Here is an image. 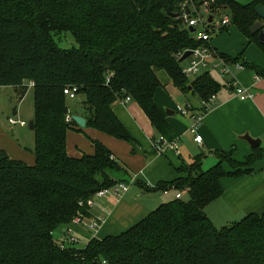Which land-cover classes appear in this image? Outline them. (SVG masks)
<instances>
[{
  "label": "trees",
  "instance_id": "obj_1",
  "mask_svg": "<svg viewBox=\"0 0 264 264\" xmlns=\"http://www.w3.org/2000/svg\"><path fill=\"white\" fill-rule=\"evenodd\" d=\"M210 2L213 17L229 15L264 53L259 33L251 31L261 21L256 8L264 0ZM193 4L200 7L203 0H0V87L14 88L20 100L31 90L35 123L34 165L0 150V264H264V212L221 229L205 212L223 195L222 179L246 175L251 170L243 168L262 159L261 145L245 163L233 158L234 150L215 151L218 162L207 171L201 154L178 170L185 177L147 187L176 193L119 236L91 238L84 248L54 238L64 229L68 237L75 218L90 219L87 202L97 192L125 182L112 176L123 167L100 142H93V155L69 156L67 134L78 125L67 121L65 88L75 86L84 97L87 128L131 144L134 152L140 145L114 103L130 97L158 135L171 141L177 136L155 102L165 87L158 73L201 101L221 90L211 73L195 79L182 73L179 56L203 45L185 18ZM64 34L77 47H60L56 38ZM220 55L264 77V69L241 61L242 55ZM183 191L189 200L176 197Z\"/></svg>",
  "mask_w": 264,
  "mask_h": 264
},
{
  "label": "crops",
  "instance_id": "obj_2",
  "mask_svg": "<svg viewBox=\"0 0 264 264\" xmlns=\"http://www.w3.org/2000/svg\"><path fill=\"white\" fill-rule=\"evenodd\" d=\"M234 1L241 5H248L254 0ZM199 30L197 37L203 29ZM211 46L220 54L232 59L242 55L241 61L264 69V53L256 44H250L249 40L231 23L224 31L212 35ZM187 63L188 61L185 64ZM233 70V76L229 78L222 77L216 70L206 72L211 73L222 88L215 95V100L206 108L204 122L199 131L203 137L200 144L195 142L194 136L189 132L191 124L189 118L178 114L177 107L184 102L201 109V100L193 98L190 94H182L174 86L171 90L160 88L157 91L155 102L180 140V154L167 152L159 155L156 153L154 141L159 135L147 115L134 101L127 103L125 100H119L113 104L112 108L119 120L138 141L140 147L137 148V152H134V146L131 144L98 130L87 128V126L85 128L73 126L66 140L69 156L80 158L83 155H93V142H100L111 151L115 161L123 167L117 174H125L127 177L124 178L125 180L123 178L119 180L137 187L136 190L129 188L128 192L119 198L108 196L97 201L90 217V222L100 223L96 231L77 225L72 226L74 231H79L82 237H87V233H94L93 236L98 239L119 236L147 217L153 208L157 207L156 201L152 197H147L148 193L154 192H148L145 189L153 188L160 182L170 183L185 177L186 175L179 173L178 170L184 165H191L197 156L204 154V163L205 160L209 161L208 157L211 156L217 159L214 155L215 151L234 150L233 158L240 163H245L247 158L255 152L246 140L239 138L245 135L260 139L261 148L264 149V77L256 79L257 76L248 69ZM233 80L248 87L255 94L254 99L242 101L237 97L234 88L230 85ZM192 100L199 101V104H193ZM166 109L174 112V115L166 114ZM84 114L83 109H78L76 112L70 111L72 117L77 115L86 119ZM4 138L5 140L0 138V150L5 151L13 160L22 161L28 165L35 164L34 149L27 152L28 150L7 135ZM185 157L192 158L193 162L189 163ZM223 167L227 172L232 171L228 165ZM243 169H250L251 172L238 178L222 179L224 193L211 203L222 204L225 207V215H219L216 221L225 223L227 226L240 222L241 220H236L238 217L245 218L249 214L264 212V156L251 168ZM172 193L176 191L170 190L168 195ZM185 193L186 191L180 192V197Z\"/></svg>",
  "mask_w": 264,
  "mask_h": 264
},
{
  "label": "built area",
  "instance_id": "obj_3",
  "mask_svg": "<svg viewBox=\"0 0 264 264\" xmlns=\"http://www.w3.org/2000/svg\"><path fill=\"white\" fill-rule=\"evenodd\" d=\"M211 2L210 0H203V4L200 7H196L194 4L192 5L191 9V17H188L185 13V18L187 19V24L189 28H197L201 27L203 30L201 34L197 37L198 40L203 42V45L192 49L190 51L193 52L192 56L184 62V66L182 68V73L187 78H194L203 73L210 72L212 70H216L220 73V75L224 78L233 76V69L236 70H244L245 67L237 62L233 65H230L226 62L224 58L221 57L220 53L216 51L211 46V39L212 34L210 33H219L224 28L230 25L231 17L229 15H224L222 17H213L210 8ZM210 17H213L212 22H209ZM184 54L180 55L179 58L181 59ZM256 79H259L256 77ZM230 85L234 88V93L237 97H239L242 101L254 99L255 94L250 91L248 87L242 86L236 80L231 81ZM34 84L31 83L30 87H33ZM79 89L75 86L67 87L64 90V94L69 99H75L78 96ZM216 98L213 95L208 102L201 101V109L195 108L192 104L187 103L184 106L180 105L177 107V113L183 117L189 118L191 124L189 128V132L191 135L194 136V140L197 143H201L203 141V137L199 134L200 128L204 122L206 108L208 104L214 101ZM125 101L128 103L132 101L130 97H127ZM73 117L68 115L67 121L72 122ZM9 125L11 126H19V127H26L27 123L23 120L17 119H9ZM154 148L156 153L159 155H163L167 152H175L180 154V140L177 138L175 140H169L164 136H159L154 141ZM130 188L129 183L121 182L115 185L112 188L104 189L97 192L91 199L88 200L87 206L91 209L95 208L97 205V201L103 199L108 196L112 197H121V195L128 192ZM165 195H168L170 191L165 190L163 191ZM177 198L180 197L179 194L176 196ZM83 205V204H81ZM82 226L87 229L96 231L99 228L100 223L89 220H83L81 217H77L74 219L72 226ZM72 227L69 230V237L68 239L62 241V243H78L79 239L76 237L71 236L72 234Z\"/></svg>",
  "mask_w": 264,
  "mask_h": 264
},
{
  "label": "rangeland",
  "instance_id": "obj_4",
  "mask_svg": "<svg viewBox=\"0 0 264 264\" xmlns=\"http://www.w3.org/2000/svg\"><path fill=\"white\" fill-rule=\"evenodd\" d=\"M195 6L198 7L197 5ZM199 29L201 28L199 27L197 32H200ZM197 32H195L196 35ZM56 41L58 45L64 49H71L73 47H77L75 40L70 34L67 35L64 34L59 38H56ZM158 75L165 85L164 90L165 88L171 90L173 88V84L171 83V80L169 79L167 74L165 72H159ZM83 100L84 97L79 95L75 99L68 98L67 105L69 107V111L76 112L78 109H82ZM181 104L183 106L185 105L184 102H182ZM193 104H199V101H193ZM15 109H17L18 112L16 116L13 115ZM167 111L168 110L166 109L165 110L166 114H168ZM33 116H34V98L31 90L26 94V96L22 100H20L18 92L14 88L0 87V129H1L0 138L5 140L4 136L7 135L9 138L13 139L18 145H21L24 149L28 150L27 152H31L35 147V135L34 132L29 127V123L30 121L33 120ZM12 118L25 121L27 123V126L25 128H21L19 126L9 125L8 120ZM239 138H243V137H239ZM185 158L189 163L193 162L192 158L189 157H185ZM208 159L210 160L209 161L205 160L202 165L204 171L209 170L210 168L215 166L218 162V160L215 159L214 156L208 157ZM112 176L114 178H117L118 180L119 178L124 179L127 177L125 174L120 175L117 173H113ZM130 188L135 190L137 189V187L134 185H130ZM174 195L175 193H172L171 195H165L163 192L159 191L154 193H148L147 197H152L156 201L155 202V205L157 206L155 207L156 209L161 204L169 202L174 197ZM182 199L187 201L189 200V196L187 194H183ZM155 209L153 208V210ZM225 210L226 209L224 206H222V204H211L205 210L207 216H209V218L212 219L217 229H221L225 225L227 226V224L225 223L216 221V217H218L219 215L220 216L225 215L226 213ZM243 218L244 217H238L236 220L240 221ZM93 235L94 233H87V237L86 236L82 237L79 231H74L73 229L71 234V236L79 239V242L74 244V246L77 248H84L88 244L91 238H96ZM68 237L64 234L63 231H57L54 234V238L57 242H61L64 239H68ZM67 245L71 246L70 243H68Z\"/></svg>",
  "mask_w": 264,
  "mask_h": 264
},
{
  "label": "water",
  "instance_id": "obj_5",
  "mask_svg": "<svg viewBox=\"0 0 264 264\" xmlns=\"http://www.w3.org/2000/svg\"><path fill=\"white\" fill-rule=\"evenodd\" d=\"M256 13L258 15V17L261 19V21H258L257 23H255L252 28H251V31L253 33H259V39L261 42H264V6L262 5H259L257 6L256 8ZM186 15L188 17H191V10L189 8L186 9ZM213 20V17H210L209 19V22H212ZM191 32H195V29L193 28H190ZM193 52L192 51H187L183 57L180 59V63H184L186 60H188L191 56H192ZM168 115L172 116L174 115V112L168 110ZM14 116L17 115V109L14 110V113H13ZM73 121L78 125L80 126L81 128H85L86 127V124H87V121L85 118L81 117V116H77V115H74L73 116ZM29 127L30 129L33 131L35 129V123L34 121H30L29 123ZM244 140H246L252 148L256 149L257 147H259L261 145V140L260 139H254L252 137H250L249 135H246L245 137H243ZM67 229H64V232H66Z\"/></svg>",
  "mask_w": 264,
  "mask_h": 264
}]
</instances>
